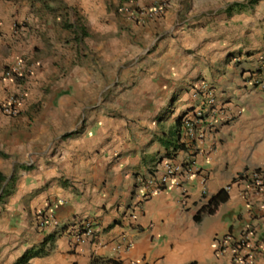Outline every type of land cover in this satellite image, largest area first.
Here are the masks:
<instances>
[{"label":"crops","instance_id":"1","mask_svg":"<svg viewBox=\"0 0 264 264\" xmlns=\"http://www.w3.org/2000/svg\"><path fill=\"white\" fill-rule=\"evenodd\" d=\"M70 1L0 0V264L45 243L50 253L28 264H228L216 240L247 227L259 246L254 264H264V201L243 184L214 215L195 219L239 174L264 170V0H138L166 9L144 25L100 29L122 35L103 44L112 67L95 54L89 74V10L111 0H73L74 22L63 14ZM22 57L37 81L30 90L4 77ZM205 84L222 120L196 146L184 132L178 140L177 124L195 114ZM45 85L43 116L2 112L22 94L21 110L35 103ZM169 153L188 163L185 180L147 189ZM41 211L60 226L41 228ZM85 221L95 238L73 243L71 229Z\"/></svg>","mask_w":264,"mask_h":264},{"label":"built area","instance_id":"2","mask_svg":"<svg viewBox=\"0 0 264 264\" xmlns=\"http://www.w3.org/2000/svg\"><path fill=\"white\" fill-rule=\"evenodd\" d=\"M165 11V6L160 8L139 10L134 9L131 5H123L120 12L129 19L134 20L138 25H144L147 21L156 19L161 13ZM264 67V55L262 57ZM19 73L17 64L8 68L4 77L13 80ZM195 96L201 97V104L196 109L193 116L185 117L182 121V129L185 136L190 142L198 146L204 141L205 129L214 130L217 127L218 121L222 120V107L218 102L217 95L213 88L208 85L195 90ZM17 97L9 99L2 105L3 113L7 116H15L17 114ZM162 176L159 178L151 176L143 184L147 189H154L156 191L166 187L171 182L176 180H185V174L189 173L188 163L178 161L176 159L164 158L161 161ZM206 183V178H203ZM243 184L246 187V195L249 194L255 201H264V170L247 171L237 176V178L228 185L225 190L231 193L233 186ZM176 186L181 187L180 183H175ZM132 218L133 215H131ZM39 224L41 228H47L50 223L60 226L57 220L45 217L44 212H39ZM73 243L80 244L87 240L95 238L97 231L95 224L91 221H85L73 227L70 231ZM255 236V231L251 227H247L238 235L229 232L227 235L216 240V255L221 257L225 254L230 255L228 264H254L259 254V246L252 243ZM133 243H128L125 250H130ZM120 248V247H119ZM137 264V263H136Z\"/></svg>","mask_w":264,"mask_h":264},{"label":"rangeland","instance_id":"3","mask_svg":"<svg viewBox=\"0 0 264 264\" xmlns=\"http://www.w3.org/2000/svg\"><path fill=\"white\" fill-rule=\"evenodd\" d=\"M138 0H117L116 3L114 2V0H111V5H109V3L107 2L106 8H104V10H98V9H91L89 10V13L91 12L92 19H89V23H86L87 26V30H89V32L91 33V35L88 37L87 39V43H86V47L88 48L87 50H85L86 52V57H87V73L89 74L88 70H90V66L93 65L95 62V60H91L90 58L92 56H95V54H99L100 58L102 59V67L103 68H110L112 67V61H110L109 59H106V55L109 54V51L107 52V50L105 49V43L109 42V40L114 39L115 37L120 38V36L122 35L121 32H119L118 34L115 35H111V32L105 33V36L101 35V31L100 29H105L106 25H109L110 23H113L115 26L117 25L119 28H121L122 30L126 29L123 24L126 23H132V24H136V22L134 20L129 19L127 16H125L124 14H122L120 12V9L123 7V5H131L134 9L139 10L142 8H146V7H141L139 5H136V2ZM71 3L73 2V0L70 1ZM70 3V4H71ZM72 8L71 10L69 9H64L63 10V14H67V16L69 17V20L71 22H74L76 20V18L78 17V11H77V7H75L74 3L71 4ZM93 10V11H92ZM89 13L86 14V17L88 16V18L91 16L89 15ZM158 18V17H157ZM155 20V19H154ZM152 20V21H154ZM87 21V20H86ZM123 23V24H122ZM138 25V24H136ZM103 44H105L103 46ZM27 47L29 48V44H27ZM101 48V50L99 49ZM30 49H28L27 51H29ZM27 56V55H26ZM89 56V57H88ZM72 66H75V62L72 61L71 62ZM17 67H19V73L17 74V76L14 77V80L17 78V83H20L23 86H27L28 90H30L31 86L33 83H36V79H34L33 77V71L28 69V64L27 61L24 60V58L22 57L21 59H19L17 61ZM89 77H93L92 75H89ZM33 88V87H32ZM36 93L37 96L35 97V103H27V101L25 102V106L23 108V110L20 109V106L23 104V100L26 98L24 96V94L20 95L19 97H17L18 99V104H17V114L15 116H8V117H16L19 116L21 114H23V116L29 117L30 119H33L35 117L38 116H43L47 111H48V107H46V99L45 97L47 96V94H49L48 92V88L45 86L40 87V89H36ZM7 116V115H6Z\"/></svg>","mask_w":264,"mask_h":264},{"label":"trees","instance_id":"4","mask_svg":"<svg viewBox=\"0 0 264 264\" xmlns=\"http://www.w3.org/2000/svg\"><path fill=\"white\" fill-rule=\"evenodd\" d=\"M257 0H251L250 3L254 4L256 3ZM87 32L84 33V36H87ZM178 131L176 132V136L178 137V140L181 139L182 136V120L178 121ZM180 138V139H179ZM182 149L185 148L184 145L181 146ZM166 158H175L171 153L167 155ZM1 180V176H0ZM229 200V194L225 191L222 190L218 194L212 197L210 202L204 206L196 215L195 219L197 221L201 220V217L203 215H214L219 207L223 204H225ZM50 253V250L46 249V243L39 249L37 250H31L29 251L24 257H22L16 264H28L32 259L38 258V257H44L47 256ZM92 264H121L119 261L114 260V259H100V258H95L93 259Z\"/></svg>","mask_w":264,"mask_h":264},{"label":"clouds","instance_id":"5","mask_svg":"<svg viewBox=\"0 0 264 264\" xmlns=\"http://www.w3.org/2000/svg\"><path fill=\"white\" fill-rule=\"evenodd\" d=\"M146 9H150V8H146ZM165 9H166V8H165ZM13 66H15V65H13ZM13 66H9V67H7V68L5 69V71H6L8 68L13 67ZM5 71H4V73H5ZM6 79H7V78H6ZM13 80H14V79H13ZM10 99H11V98H10ZM6 102H7V101H6ZM6 102H5V103H6ZM2 105H3V104H2ZM2 105H1V110H2ZM2 112H3V110H2ZM182 121H183V120H182ZM182 132H183V129H182ZM190 143H191V142H190ZM192 144H193V143H192ZM194 145H195V144H194ZM165 158H166V157H165ZM171 159H176V158H171ZM244 172H247V171H244ZM244 172H243V173H244ZM243 173H241V174H243ZM241 174H239V175H241ZM239 175H238V176H239ZM236 178H237V177H236ZM236 178H234V180H235ZM234 180H233V181H234ZM144 181H145V180H144ZM233 181H232V182H233ZM229 185H230V184H229ZM225 188H226V187H225ZM224 190H225V189H224ZM225 191H226V190H225ZM227 193H228V192H227ZM228 194H230V193H228ZM93 223H94V222H93ZM95 228H96V225H95Z\"/></svg>","mask_w":264,"mask_h":264}]
</instances>
